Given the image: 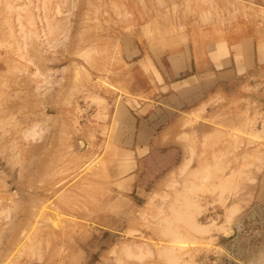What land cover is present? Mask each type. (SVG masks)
I'll return each instance as SVG.
<instances>
[{
	"label": "rangeland",
	"instance_id": "1",
	"mask_svg": "<svg viewBox=\"0 0 264 264\" xmlns=\"http://www.w3.org/2000/svg\"><path fill=\"white\" fill-rule=\"evenodd\" d=\"M173 48L254 54L247 102L139 163ZM0 264H264V0H0Z\"/></svg>",
	"mask_w": 264,
	"mask_h": 264
},
{
	"label": "crops",
	"instance_id": "2",
	"mask_svg": "<svg viewBox=\"0 0 264 264\" xmlns=\"http://www.w3.org/2000/svg\"><path fill=\"white\" fill-rule=\"evenodd\" d=\"M161 56L164 64L161 65L158 60L154 66L157 76L155 89L152 90L160 92L158 100L153 105L144 104L145 110L152 108L154 111L146 117H135V125L139 124V128L135 129L131 139V151L139 163L155 148L181 144L182 136L192 133L198 125L206 127L205 132L214 128L216 116L228 113L233 108L232 104L237 109H244L247 102L244 93L246 74L256 67L257 62L256 56L251 53L239 57L226 51L217 58L206 55L195 58L183 48H173ZM154 116L162 125L158 133L154 132ZM134 170L127 171L125 175ZM135 180L134 174L128 179L130 185Z\"/></svg>",
	"mask_w": 264,
	"mask_h": 264
},
{
	"label": "bare ground",
	"instance_id": "3",
	"mask_svg": "<svg viewBox=\"0 0 264 264\" xmlns=\"http://www.w3.org/2000/svg\"><path fill=\"white\" fill-rule=\"evenodd\" d=\"M188 162V161H187ZM190 163V162H189ZM188 164V163H187ZM187 164L185 165L186 167H187ZM185 167V168H186ZM185 168H183V169H185ZM182 169V171L181 172H184V170ZM197 172V171H196ZM231 214V213H230ZM229 218V217H228ZM172 241V240H171ZM173 242V241H172ZM175 248L174 246H169V245H165V246H163L160 250H159V252H160V256H163L164 255V257H166L165 255H167L169 252H173V249ZM127 250V249H126ZM170 255L171 254H173V253H169ZM159 255V254H158ZM169 255V256H170ZM172 256V255H171ZM167 258V257H166ZM169 259V258H168Z\"/></svg>",
	"mask_w": 264,
	"mask_h": 264
}]
</instances>
